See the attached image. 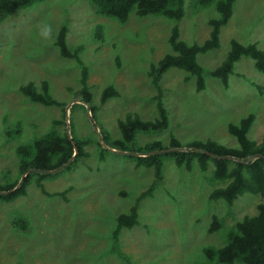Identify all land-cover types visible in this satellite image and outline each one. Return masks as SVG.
<instances>
[{"label": "rangeland", "instance_id": "rangeland-1", "mask_svg": "<svg viewBox=\"0 0 264 264\" xmlns=\"http://www.w3.org/2000/svg\"><path fill=\"white\" fill-rule=\"evenodd\" d=\"M216 17L215 4L200 8L194 0H185V16L179 21L133 12L121 23L97 13L91 0H43L0 22V184L19 178L17 146L50 131L53 120L63 113L67 118L61 131L93 140L86 146L89 155L79 158L71 170H58L42 180L46 192L35 173L27 195L0 200V264H211L203 248L226 241L223 229L209 232L213 217L230 227L257 213L264 199L260 194L241 195L231 205L209 198L215 188L228 183L212 180V162L206 172L197 161L188 171L168 156L162 184L140 202L139 224L120 234V248L128 258L113 252L117 217L128 212L152 183L154 170L138 167L128 152L102 150L97 140L102 133L109 140L121 139L119 121L128 114L155 120L157 91L148 71L171 52L173 27H179L180 38L187 43H203L210 35L209 20ZM64 25L68 45L84 47L80 56L90 69L95 117L91 106L80 100V64L63 57L55 44ZM99 25L103 39L96 33ZM233 40L256 43L264 51V0H237L233 16L221 28L220 46L198 54L206 69L205 89L198 91L197 77L179 68L164 73L161 84L169 127L139 131L132 146L156 140L169 145L174 136L183 146L212 139L239 148L229 125L251 113L256 119L249 137L261 142L264 72L257 70L253 59L242 57L227 87L210 73L226 59ZM44 80L60 105L47 107L21 93V86ZM109 85L120 95L103 102ZM17 127L20 134H8Z\"/></svg>", "mask_w": 264, "mask_h": 264}, {"label": "trees", "instance_id": "trees-1", "mask_svg": "<svg viewBox=\"0 0 264 264\" xmlns=\"http://www.w3.org/2000/svg\"><path fill=\"white\" fill-rule=\"evenodd\" d=\"M43 0H0V22L7 16L18 10L29 7L36 2ZM97 13L113 17L121 23L129 20L134 12L137 16L161 15L173 20H181L185 16V0H91ZM237 0H194L196 7H206L215 4L219 17L209 20L211 27L210 35L203 43L189 44L180 38L181 33L178 26H174L169 38L171 52L157 63L152 64L148 76L151 84L156 89L153 99L156 103L155 120H143L138 114H128L125 120L119 121V127L123 137L121 139L109 140L103 133V140L109 148L129 153L127 156L136 160L138 167H148L154 170V179L146 190L137 197L131 209L117 217V226L113 231V252L126 259L127 255L120 248V234L124 228H133L139 224V205L141 200L152 196L153 192L164 180L163 166L165 157H174L175 164L179 168L193 170L194 162L197 161L200 169L206 172L210 163L214 165L212 180L228 181L225 186L215 188L209 198L211 200H225L231 205L235 199L244 194H260L264 198V134L260 143L249 137V131L253 126L256 115L249 114L240 123H231L229 133L237 138L239 148L225 146L215 140L192 142L183 146L176 138L172 137L169 145H164L156 140L149 142L142 147L132 146L139 131L162 130L169 127V114L165 106L164 88L161 80L165 72L171 68H179L186 71L190 76L197 77V90L206 88L204 74L206 69L198 61V54L214 50L220 46L221 28L233 16L234 5ZM68 27L64 25L56 39L55 44L60 54L66 58L77 60L82 69L80 78L79 94L81 102L91 106L93 117L96 116L97 107L93 105L92 87L89 83L90 69L81 59V52L84 47L78 45L71 48L67 40ZM96 33L103 39V27L99 25ZM242 57H249L254 60L257 70L264 72V51L256 43L243 44L233 40L231 49L226 59L210 73L221 79L227 87L229 77L233 73L236 62ZM21 93L30 101L40 103L47 107L58 106L61 102L51 92L48 81L41 84L31 81L20 87ZM120 93L114 85L106 87L102 94V101L110 97H117ZM66 114L53 120L54 127L35 139L33 142L17 146L19 178L6 184H0V200L12 201L16 198L27 195V188L35 173L40 177L37 183L45 191L42 180L52 177L62 170H71L79 158L88 156L86 146L93 140L90 137L78 138L72 134L70 139L67 132L59 128L66 124ZM21 133L20 127L8 132L10 135ZM74 141V143H73ZM102 150H106L102 143L97 140ZM78 149V154L74 157ZM185 150H172L160 152L168 148H181ZM217 156H223L221 158ZM230 156V158H224ZM234 158H238L235 160ZM104 160V155L101 154ZM59 169V172L51 173L50 170ZM25 179L19 185L24 173ZM15 187L17 189L13 190ZM46 192V191H45ZM56 195L63 194L55 193ZM21 221H16L18 224ZM224 230L226 241L222 246H206L203 252L211 264H264V199L257 206V213L245 215L234 225L225 226L218 216L213 217L209 232Z\"/></svg>", "mask_w": 264, "mask_h": 264}, {"label": "water", "instance_id": "water-1", "mask_svg": "<svg viewBox=\"0 0 264 264\" xmlns=\"http://www.w3.org/2000/svg\"><path fill=\"white\" fill-rule=\"evenodd\" d=\"M89 109H90V108H89ZM67 134H68V136L70 137V139L73 140V137L71 136L70 132H68ZM99 139H100V141L103 143L104 147H109V146L104 142V140H103V136H102V135H100V138H99ZM73 143H74V141H73ZM175 149H177V150H185V147H181V148H168V149H165V150L160 151V152H167V151H172V150H175ZM75 150H76V152H75V154H74V157H73L71 160H73V159L75 158V156L78 154V149H77V147H75ZM128 153L133 154L134 152H128ZM217 157L221 158V157H223V156H217ZM258 157H264V155H263V154H258ZM224 158H230V156H224ZM234 159H235V160H238V158H234ZM58 170H59V169H53V170H50L49 172L53 173V172H57ZM27 173H28V172H26V173L23 174V176H22V178H21V181H20L19 185H20L21 182L25 179ZM17 188H18V187H15L13 190H15V189H17ZM0 192H1V190H0Z\"/></svg>", "mask_w": 264, "mask_h": 264}]
</instances>
